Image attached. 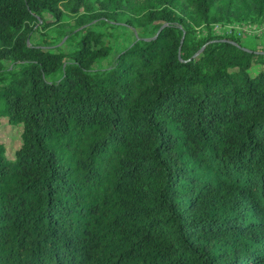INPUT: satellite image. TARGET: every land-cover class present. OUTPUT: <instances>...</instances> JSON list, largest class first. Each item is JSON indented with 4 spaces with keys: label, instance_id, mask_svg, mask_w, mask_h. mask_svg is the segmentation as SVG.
<instances>
[{
    "label": "trees",
    "instance_id": "trees-1",
    "mask_svg": "<svg viewBox=\"0 0 264 264\" xmlns=\"http://www.w3.org/2000/svg\"><path fill=\"white\" fill-rule=\"evenodd\" d=\"M231 21L264 0H0V264H264V50Z\"/></svg>",
    "mask_w": 264,
    "mask_h": 264
},
{
    "label": "rangeland",
    "instance_id": "rangeland-1",
    "mask_svg": "<svg viewBox=\"0 0 264 264\" xmlns=\"http://www.w3.org/2000/svg\"><path fill=\"white\" fill-rule=\"evenodd\" d=\"M64 15L65 16L59 24H56L54 19L50 15H45V21L49 25L46 31L50 37L53 36V30L56 28V26H66V24L73 25L74 21L69 13H66ZM259 22L260 23L253 24L247 23V21L223 22L212 25L211 29L214 35H217L219 37H225L231 35L232 33L238 34L240 37V41L244 46L264 50V21ZM121 29V26L115 27L113 26V22L109 20L98 21L90 26V30L93 33L103 34L104 40L111 39V46L114 49L113 52H116L117 47H120L121 39H125L126 44H130L133 42L134 32L129 28H124L122 30ZM198 31H200V34L203 35H205L207 32L204 28L198 29ZM37 40L38 34H35L33 36V41ZM50 40L53 41L52 38ZM64 50L66 51V49ZM7 66H9V64L6 62L0 63V68H5ZM18 134V130H13L12 128L8 127L5 122L2 123L0 127V135L4 139V141H6L7 149L10 153H12L13 149L18 145Z\"/></svg>",
    "mask_w": 264,
    "mask_h": 264
}]
</instances>
